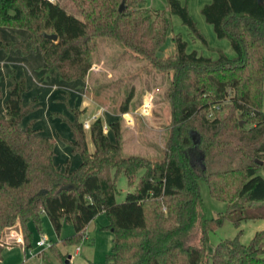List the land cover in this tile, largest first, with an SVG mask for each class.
<instances>
[{"label":"trees","instance_id":"1","mask_svg":"<svg viewBox=\"0 0 264 264\" xmlns=\"http://www.w3.org/2000/svg\"><path fill=\"white\" fill-rule=\"evenodd\" d=\"M141 3L0 0V27L28 33L24 42H0V50L27 56L39 49L44 69H55L62 82L84 80L89 74L94 38L117 41L154 70L171 74L164 99L172 121L160 161L123 157L119 123L108 127L114 137L110 144L98 118L88 133L90 153L79 120L82 112L72 111L70 147L81 163L74 171L66 163L63 172L53 163V139L39 137L31 126L20 130L34 103L22 106L25 79L10 78L0 116V232L17 227L25 250L31 243L27 226L39 231L42 215L56 234L63 224L73 227L74 235L61 243L67 247L81 244L88 224L103 213L113 245L105 264H203L207 235L225 220L234 226L264 221V0H208L202 5V20L214 37L228 41L233 53L232 58L219 53L215 60L185 53L186 44L177 36L172 37V56L159 59L156 52L166 41L168 18ZM165 6L203 43L178 0H165ZM47 35L56 41L45 39ZM128 105L129 97L120 115L127 113ZM118 175L128 187L134 186L122 203L114 197ZM199 181L214 201L225 205L223 215L205 220ZM194 226L199 227V245L191 246L186 241ZM38 257L42 264H71L57 243ZM208 263L264 264V231L247 245L237 238L221 241L207 256Z\"/></svg>","mask_w":264,"mask_h":264},{"label":"rangeland","instance_id":"2","mask_svg":"<svg viewBox=\"0 0 264 264\" xmlns=\"http://www.w3.org/2000/svg\"><path fill=\"white\" fill-rule=\"evenodd\" d=\"M178 1L181 6L186 8L188 16L195 25L197 34L203 39V43L194 37L188 28L179 22L176 16L168 14L165 0H141L142 7L150 12H165L168 18L169 31L164 45L156 52L157 57L165 60L172 56L174 51L172 37L177 36L186 44L185 53L193 51L203 58H210L212 60H215L219 53L224 54L227 58H232L233 53L230 51L228 41L225 39L218 40L214 37L211 26L206 24L200 16L202 5L208 3V0ZM16 40H20L19 33L10 31L9 28H0L1 43L15 44ZM94 43L95 50L91 55L92 67L86 78L82 80L85 83L84 92L86 96L98 106L113 114L118 113L125 99L129 97L127 113L119 115V119L117 120L119 123V133L121 134L119 145L123 144L122 156H136L148 159L151 162L160 161L165 150L164 145L168 139L172 121L169 104L164 99V93L168 88L171 74L154 70L145 59L133 55L129 49L124 48L117 41L94 38ZM16 51L18 50L14 52ZM2 52L10 55L9 59L12 63L15 62L13 54L11 55L12 51L0 50V53ZM3 74L0 72V80H2ZM13 75L17 78L23 77L25 79L23 75L18 77L15 72L11 73L9 79ZM2 81H5V78ZM2 98L1 90L0 103ZM35 109L33 111H36ZM224 112L221 111V114ZM262 112L264 114V100ZM37 114L42 115V112L40 111ZM209 114L212 116L211 112ZM89 116L88 114L82 115L81 118L79 117L80 122L81 120L89 119ZM64 120H61L63 124H67L68 126L71 124L67 118ZM239 123L241 124L240 127L244 125L242 121ZM38 124L47 134L55 130L58 134L62 135L60 129L45 120H39ZM125 127L126 129L128 128L127 132L124 130ZM244 129L247 128L244 127ZM84 133L88 135L89 131H84ZM194 137L196 138V136ZM53 141L55 149V140ZM87 142L92 147L89 135ZM59 149H61L60 146L56 148V154L60 157V155L62 156L60 154L62 152ZM140 175L141 173H138L137 177ZM114 182L116 190L114 194L115 202L122 203L125 195L132 192L134 186L128 187L122 175H118ZM198 187L201 211L205 220L212 219L217 215H223L225 205L214 201L208 195L207 188L202 181L198 182ZM161 211L163 212V208ZM107 225L108 222L105 215L103 213L98 214L86 228L88 239L79 245L65 247L61 243L74 235L73 227L69 223L63 224L60 229L61 232L56 234L52 230L47 216L42 215L41 229L39 231L35 230L33 224L27 226V230L31 234L29 249L25 250L24 247L15 243V232L17 231L18 235H20L17 227L8 228L0 232V264H42L38 254L46 249L36 247L37 242L42 239L46 240L50 245L57 243L61 254L67 256V261L71 260L72 264H105V258L110 254L113 247L112 234L110 230L106 229ZM259 231H264V221L262 220L240 222L238 226H234L230 221L225 220L221 227L213 232H209L207 235L209 247L208 252L204 255L203 264L207 263V256L221 241L237 238L240 244L247 245L252 236ZM198 239L199 227L194 226L186 243L196 246L199 245ZM4 245H13V247H4ZM77 248L80 249V255L74 256Z\"/></svg>","mask_w":264,"mask_h":264},{"label":"crops","instance_id":"3","mask_svg":"<svg viewBox=\"0 0 264 264\" xmlns=\"http://www.w3.org/2000/svg\"><path fill=\"white\" fill-rule=\"evenodd\" d=\"M9 30L16 31L20 34V40H16L15 42H24L28 38V33L26 31L18 29ZM12 54L14 56L13 58L15 59V62L13 63L9 59L10 55L5 54L4 52L0 53V72L4 73L3 78H5V81H2L3 78L0 80V87L3 97L0 103V116H4L6 109L5 102L9 98V88L11 86L9 77L11 76V73L15 72L18 77L23 75L25 77V86L27 92L22 96V106L27 108L34 103L33 108H36L35 110L38 111H33V113L25 116L21 120L22 122L19 125V128L20 130L24 131L28 126H31L32 130H35L39 137L46 139L51 138L55 140L53 163L56 168L63 172L65 169L64 165L66 162H68L69 170L74 171L79 168L81 163L80 157L78 155H74L71 151L70 143H73L72 132L69 126L67 124H63L60 120L67 118V120H69L71 123L74 122L75 117L72 111H81L82 113L80 118L82 115H90L89 119L87 118L85 120H81L82 122L90 121L92 118L100 119L103 125V134L106 135L110 144L114 143L113 134H111L108 127L112 123L117 122L120 115L118 114L119 112L117 114L109 113L106 109L91 101L84 92L85 83L82 80L74 82H62L59 78V73H57L55 69H50L48 71L45 70L44 60L39 49L31 51V53L27 56L21 55L19 50L16 52L12 51L11 55ZM40 111L42 112V115L37 114ZM39 120H45L54 127H57L60 129L62 135L58 134L55 130L52 133H45L38 124ZM127 129L126 127L124 128L126 132ZM58 146H60L61 149L59 150L62 152L60 153L62 154L60 157L56 154V148ZM122 146L123 144L120 146L121 152ZM87 149L90 153L94 152L93 145L90 147L88 142ZM15 235V243L22 247L21 238L17 231L15 232ZM6 246L13 247V245H4V247ZM79 255L80 252L78 255L74 254V256ZM68 262L72 264L71 260Z\"/></svg>","mask_w":264,"mask_h":264},{"label":"built area","instance_id":"4","mask_svg":"<svg viewBox=\"0 0 264 264\" xmlns=\"http://www.w3.org/2000/svg\"><path fill=\"white\" fill-rule=\"evenodd\" d=\"M50 1L51 2H54V0H50ZM207 116L209 118H211V115L210 114H208ZM93 122H95V118H92L91 121H85V122H83V125H82L83 126V130L84 131H89L91 125L93 124ZM87 239L88 238L85 236L82 242L86 241ZM36 247L48 249V248H50V244L46 240L42 239L41 241L37 242ZM79 252H80V249L77 248L75 255H78Z\"/></svg>","mask_w":264,"mask_h":264},{"label":"water","instance_id":"5","mask_svg":"<svg viewBox=\"0 0 264 264\" xmlns=\"http://www.w3.org/2000/svg\"><path fill=\"white\" fill-rule=\"evenodd\" d=\"M118 8H119L118 9V12L121 13L123 11L122 5H120ZM45 39H49L51 41H56V36H54V35H47V36H45ZM240 125L241 124L239 123V126Z\"/></svg>","mask_w":264,"mask_h":264}]
</instances>
